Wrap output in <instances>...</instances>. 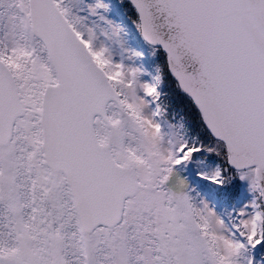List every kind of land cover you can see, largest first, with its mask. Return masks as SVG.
<instances>
[{
    "label": "snow or ice",
    "instance_id": "1",
    "mask_svg": "<svg viewBox=\"0 0 264 264\" xmlns=\"http://www.w3.org/2000/svg\"><path fill=\"white\" fill-rule=\"evenodd\" d=\"M0 264H264V0H0Z\"/></svg>",
    "mask_w": 264,
    "mask_h": 264
}]
</instances>
